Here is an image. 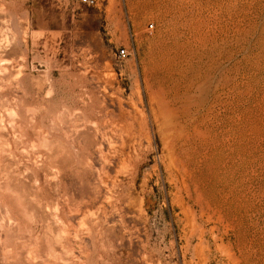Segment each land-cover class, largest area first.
I'll return each instance as SVG.
<instances>
[{"label":"rangeland","instance_id":"rangeland-1","mask_svg":"<svg viewBox=\"0 0 264 264\" xmlns=\"http://www.w3.org/2000/svg\"><path fill=\"white\" fill-rule=\"evenodd\" d=\"M0 264H264V0H0Z\"/></svg>","mask_w":264,"mask_h":264},{"label":"built area","instance_id":"built-area-1","mask_svg":"<svg viewBox=\"0 0 264 264\" xmlns=\"http://www.w3.org/2000/svg\"><path fill=\"white\" fill-rule=\"evenodd\" d=\"M81 2L83 4H86V5H94V0H81ZM126 53H125V49H120L119 50V55L120 56H124Z\"/></svg>","mask_w":264,"mask_h":264}]
</instances>
